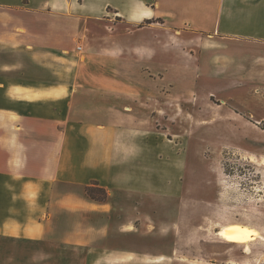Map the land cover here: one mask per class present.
<instances>
[{
    "label": "crops",
    "instance_id": "crops-1",
    "mask_svg": "<svg viewBox=\"0 0 264 264\" xmlns=\"http://www.w3.org/2000/svg\"><path fill=\"white\" fill-rule=\"evenodd\" d=\"M73 1L0 0V234L36 241L66 223L58 236L73 256L90 258L87 264H169L160 253L102 242L115 206L103 173L122 166L132 151L126 133L155 104L154 93L116 88L117 81L136 73L137 55L156 43L107 41L110 58L94 62L100 69L90 77L99 74L100 87L83 91L88 105L76 104L79 74L70 71L69 49L59 47V17L66 31L73 27L68 18L78 15L103 19L110 32L121 25L128 33L149 29L158 42L176 35L193 45L198 40V47L211 48L218 75L226 64L229 81L243 77L248 95L263 98L264 0H82L78 14ZM246 62L254 72L238 69ZM146 69H138L143 77ZM92 181L105 189V200L86 195ZM124 223L120 233L130 226Z\"/></svg>",
    "mask_w": 264,
    "mask_h": 264
},
{
    "label": "rangeland",
    "instance_id": "rangeland-1",
    "mask_svg": "<svg viewBox=\"0 0 264 264\" xmlns=\"http://www.w3.org/2000/svg\"><path fill=\"white\" fill-rule=\"evenodd\" d=\"M70 8L78 14L82 0ZM62 19L57 40L60 49H69L70 71L79 74L76 104L88 105L83 91L100 87L99 74L90 77L93 68L100 69L94 62L110 58L107 41L139 47L156 43L134 59L147 68L144 77L138 67L117 81L116 88L154 93L155 104L139 112L137 130L126 133L132 151L122 166L103 173L111 181L108 200L115 206L102 242L160 253L169 264H264V119L258 121L264 116V97L248 95L243 77L229 81L226 64L218 75L211 48L198 47V40L193 45L176 35L158 42L153 31L128 33L124 25L110 32L103 19L78 15L68 18L73 27L66 31ZM241 63L238 69L255 71L252 64ZM121 223L130 225L122 233ZM230 223L255 233L246 243L226 242L217 232ZM64 225L36 241L0 234V264H87L90 258L73 256L58 236Z\"/></svg>",
    "mask_w": 264,
    "mask_h": 264
},
{
    "label": "bare ground",
    "instance_id": "bare-ground-1",
    "mask_svg": "<svg viewBox=\"0 0 264 264\" xmlns=\"http://www.w3.org/2000/svg\"><path fill=\"white\" fill-rule=\"evenodd\" d=\"M217 233L226 242L246 243L252 238L255 232L248 226L230 223L222 226Z\"/></svg>",
    "mask_w": 264,
    "mask_h": 264
},
{
    "label": "trees",
    "instance_id": "trees-1",
    "mask_svg": "<svg viewBox=\"0 0 264 264\" xmlns=\"http://www.w3.org/2000/svg\"><path fill=\"white\" fill-rule=\"evenodd\" d=\"M85 193L94 200H105L107 193L104 188L100 187L96 181H92L90 185L85 187Z\"/></svg>",
    "mask_w": 264,
    "mask_h": 264
}]
</instances>
